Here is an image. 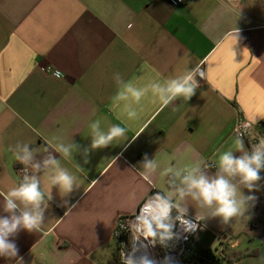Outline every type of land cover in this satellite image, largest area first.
Masks as SVG:
<instances>
[{"label":"crops","instance_id":"crops-1","mask_svg":"<svg viewBox=\"0 0 264 264\" xmlns=\"http://www.w3.org/2000/svg\"><path fill=\"white\" fill-rule=\"evenodd\" d=\"M172 1L0 0V216L7 215L3 194L24 174L10 151L17 142L40 148L38 158L47 147L79 184L64 197L53 187L42 230L11 238L23 264H122L120 220L166 187L163 179L150 184L140 176L145 154L211 164L219 152L235 150L238 116L254 124L253 135L262 132L264 0ZM202 61L206 81L199 80L188 101L164 107L149 92L134 105L138 118L129 120L114 100L115 73L143 87L182 76ZM96 119L105 129L126 127V136L91 149L89 124ZM53 137L79 146L73 158L54 151ZM189 145L193 152L186 155ZM245 147L250 150L248 138ZM35 174L48 193L47 174ZM242 191L256 197L245 215L229 225L218 217L200 221L205 229L192 253L207 247L220 259L212 247L219 234L229 252L220 264H264V179L251 193ZM196 214L189 205V215ZM0 264L16 260L0 257Z\"/></svg>","mask_w":264,"mask_h":264},{"label":"clouds","instance_id":"clouds-1","mask_svg":"<svg viewBox=\"0 0 264 264\" xmlns=\"http://www.w3.org/2000/svg\"><path fill=\"white\" fill-rule=\"evenodd\" d=\"M53 75L57 79L62 77L58 69ZM197 77L206 79V72L199 64L182 76L164 82L152 81L143 87H138L132 81L124 80L121 74L115 73L113 79L118 91L114 100L123 103L127 118L133 120L138 118L134 105H139L149 92L164 107L181 98L188 101L199 87ZM89 128L91 149L108 147L114 141L124 138L127 132V128L120 124H111L105 129L100 119L92 121ZM246 135L247 126L237 130L235 150L219 152L211 164L202 158L173 163L174 156L166 162H161L156 158V154L153 158L144 155L139 164L140 176L150 184L154 179H163L166 181V187L148 195L138 206V213L135 210L134 219L127 222L133 251L127 255L121 252L122 264H156L147 254H135L141 237L153 246L159 244L166 248L170 242L180 238L174 230L177 224L184 232L194 231L197 224L188 218L189 205L197 210L196 221L218 217L223 225H229L234 218L245 215L256 197L245 195L242 189L251 193L257 189L258 182L264 179L260 175L264 171V137L250 145L249 150L245 147ZM53 140L56 142L50 141L51 147L65 159L73 158V153L78 151L79 146L73 142L66 144L61 137H53ZM10 151L14 159L23 166L24 174L18 185L10 187L3 194V211L7 215L0 216V257L6 260L15 259L16 264H23V259L18 255L19 249L11 238L21 230L29 233L42 230L53 187L64 197L79 188V184L78 177L63 167L61 161L48 151L47 147L43 148L47 153L43 158H38L40 148H32L27 143L17 142ZM88 151L87 148L83 150L85 157ZM191 152L193 148L189 145L185 153L187 155ZM77 167L79 171H84L79 165ZM29 168L34 171L28 172ZM210 169L214 171L210 172ZM40 172L47 174L48 193L44 192L40 177L35 174ZM64 204L66 206L67 201ZM198 210H207L208 215L201 216ZM164 264H172V258L165 257Z\"/></svg>","mask_w":264,"mask_h":264},{"label":"built area","instance_id":"built-area-1","mask_svg":"<svg viewBox=\"0 0 264 264\" xmlns=\"http://www.w3.org/2000/svg\"><path fill=\"white\" fill-rule=\"evenodd\" d=\"M182 1L183 0H175V1L173 0L172 3L173 4H179V3H182ZM199 65H201L202 70H204L206 72V77H207V69H206L205 61H202ZM47 70H49V69H47ZM197 78H198V80H200L202 82L206 81V79H200L199 77H197ZM245 126H247V135L245 136V139H247V138L250 139V145L255 144L259 140V138L264 137V128H263L262 132L258 133L257 135H253L254 124L248 118H246L244 116H238L236 118V121L233 125V130H232L233 134L236 136L237 130L243 129ZM52 154L54 155V153H52ZM23 172H24V168H23ZM188 218L191 219L193 221V223L197 224V228L194 231L184 232L183 229L181 228V226L179 224H177L176 229H174L180 236V238L178 240H176L177 246H175L172 249L167 250L166 254L164 256H162L159 253L157 244L153 246L147 240H144L142 237H141V240L139 243L150 245L152 250H154L161 257H165V256H168L169 254H172L174 256V260H175L174 264H178L180 256L182 255V253L185 250V246L188 243H190L193 238L198 237L197 235L199 234V232L201 233V231L205 229V227L203 226V224L200 221L195 220V217L189 215ZM119 233L122 234L123 232L122 233L119 232ZM119 233L117 231L116 235L118 236ZM124 233L130 236L131 247H132L131 233L127 229V226H125ZM216 240H218V243H219L218 244L219 248H217V249L219 251L220 257L221 258H223V257L227 258V254H229V252L225 248V245L223 244V240L221 239V236L219 234L216 235ZM131 247H130V250L123 251L125 253V255L129 254V252L131 251Z\"/></svg>","mask_w":264,"mask_h":264},{"label":"rangeland","instance_id":"rangeland-1","mask_svg":"<svg viewBox=\"0 0 264 264\" xmlns=\"http://www.w3.org/2000/svg\"><path fill=\"white\" fill-rule=\"evenodd\" d=\"M134 218V217H133ZM132 218V219H133ZM131 220L129 219V216L128 217H124L123 219L120 220L119 222V227H118V230L119 232H123L122 236L123 237H117L118 239V249H117V252H118V255H119V259L121 261V252L125 251V250H130V247H131V240H130V236L125 234L124 231H125V226L127 225V222ZM198 237H195L192 239V241L190 243H188L186 246H185V250L184 252L182 253V255L180 256V259L178 261V264H194V259L200 255L201 256V252L200 250H195L194 253H192V248L200 241L201 239V233L199 232V234L197 235ZM218 240H215L213 241L212 243V247L213 249L215 248V246L217 248H219L218 246ZM158 245V251L159 253L164 256L166 254V251L169 250V249H172L174 248L175 246H177V241H172L169 243V246L168 247H162L161 245L157 244ZM228 255L227 254V258H228ZM173 257V261H172V264L174 263V256L172 255ZM159 258V257H158ZM223 259H226L223 257ZM122 263V261H121ZM206 261H203V263L201 264H205Z\"/></svg>","mask_w":264,"mask_h":264},{"label":"bare ground","instance_id":"bare-ground-1","mask_svg":"<svg viewBox=\"0 0 264 264\" xmlns=\"http://www.w3.org/2000/svg\"><path fill=\"white\" fill-rule=\"evenodd\" d=\"M138 211H139V209H138ZM138 211H137V213H138ZM136 247L138 248V251H136V253H135L137 256H139L141 254H147L151 259H153L156 262V264H164L165 257H171L172 261H173L172 254H169L168 256H165V257H161L154 250H152V248L148 244H143V243L138 242ZM132 251H133V245H132L131 251L129 253H131ZM174 262H175V260H174Z\"/></svg>","mask_w":264,"mask_h":264},{"label":"trees","instance_id":"trees-1","mask_svg":"<svg viewBox=\"0 0 264 264\" xmlns=\"http://www.w3.org/2000/svg\"><path fill=\"white\" fill-rule=\"evenodd\" d=\"M134 216L130 217V219H132ZM118 233L119 230L117 229ZM118 238L123 237L122 234L119 233V235L117 236ZM201 256L198 255L195 259H194V264H201L203 263V261H206L205 264H220V259L216 258L213 254V251L209 248H205V249H201Z\"/></svg>","mask_w":264,"mask_h":264}]
</instances>
